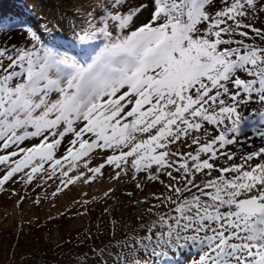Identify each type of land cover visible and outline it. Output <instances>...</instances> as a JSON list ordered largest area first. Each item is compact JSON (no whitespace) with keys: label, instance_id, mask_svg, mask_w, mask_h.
Returning <instances> with one entry per match:
<instances>
[{"label":"snow or ice","instance_id":"snow-or-ice-1","mask_svg":"<svg viewBox=\"0 0 264 264\" xmlns=\"http://www.w3.org/2000/svg\"><path fill=\"white\" fill-rule=\"evenodd\" d=\"M212 5L100 0L74 33L81 55L46 43V25L20 24L27 42L0 44V192L51 182L55 198L106 167L111 180L143 174L164 190L139 201L143 234L129 233L113 264H167L184 251L190 264H264V231L253 233L264 217V146L240 163L231 149L246 125L264 142V111L243 112L264 107V27L255 23L264 0Z\"/></svg>","mask_w":264,"mask_h":264},{"label":"rangeland","instance_id":"rangeland-1","mask_svg":"<svg viewBox=\"0 0 264 264\" xmlns=\"http://www.w3.org/2000/svg\"><path fill=\"white\" fill-rule=\"evenodd\" d=\"M0 2L1 9L9 5L15 8L16 13L14 22L10 20L0 24L16 26L7 32L0 31V44L24 45L27 41L18 27L20 24L30 25L37 30L41 25H46L50 37L45 36V42L60 48L63 47L60 43L77 44L74 33L80 30L89 12L99 14L97 5L100 0ZM127 2L134 7L148 0ZM219 3L220 0H213L209 11H215ZM37 11L40 14L34 16ZM148 16L146 11L136 21L137 25L146 22ZM255 23L257 27H264V15ZM78 47L71 44L70 49L77 50V55H81V48ZM256 110L264 111V107L253 103L243 112L249 114ZM245 133L243 143L231 146L233 152L237 148L241 149L235 163H240V154L264 146L259 138L251 137L247 125ZM101 157L102 154L96 155L93 165L101 163ZM218 163L226 166L223 159ZM103 171V178L87 185L78 182L55 198L51 197L55 188L51 182L46 188H36L34 191L31 187L24 189L19 184L6 185L8 190L0 192V264H105V261L113 264L119 243L133 231L143 234L139 217L148 205L140 204L139 201L150 199L153 193H160L164 189L158 182L147 181L143 174L137 180H132L130 175L111 180L112 169L106 167ZM137 182L143 185L142 190L136 188ZM13 189L18 195H11ZM110 189V196L105 198L104 193ZM45 192L47 198H44ZM21 196H26V199L18 205ZM37 196L41 197L40 204L34 203ZM84 200L89 203L84 205ZM189 257L190 253L184 251L179 254V258L173 255L167 264H190Z\"/></svg>","mask_w":264,"mask_h":264},{"label":"trees","instance_id":"trees-1","mask_svg":"<svg viewBox=\"0 0 264 264\" xmlns=\"http://www.w3.org/2000/svg\"><path fill=\"white\" fill-rule=\"evenodd\" d=\"M7 7H10L11 9H7ZM38 13L36 15L40 14V13L39 14ZM14 14H16L14 7L9 6V5H7V6L5 5V9H1V2H0V24H2L3 22L7 23L10 20H13V18H15ZM34 16H35V14H34ZM12 22H14V20ZM71 44L75 45L76 48L78 47V44H74V43H71ZM71 44L60 43L59 45L63 46V47H60V48H62V50L70 52V50H72V49H70ZM78 48H80V46Z\"/></svg>","mask_w":264,"mask_h":264},{"label":"clouds","instance_id":"clouds-1","mask_svg":"<svg viewBox=\"0 0 264 264\" xmlns=\"http://www.w3.org/2000/svg\"><path fill=\"white\" fill-rule=\"evenodd\" d=\"M262 231H264V217L259 218L256 227L253 229V233L258 235Z\"/></svg>","mask_w":264,"mask_h":264},{"label":"bare ground","instance_id":"bare-ground-1","mask_svg":"<svg viewBox=\"0 0 264 264\" xmlns=\"http://www.w3.org/2000/svg\"><path fill=\"white\" fill-rule=\"evenodd\" d=\"M38 12V11H37ZM37 12H36V14H37ZM36 14H35V16H36ZM39 14V13H38ZM30 18V17H29Z\"/></svg>","mask_w":264,"mask_h":264}]
</instances>
